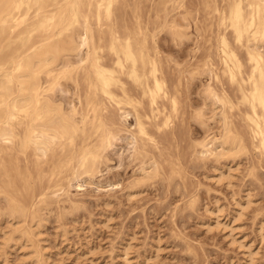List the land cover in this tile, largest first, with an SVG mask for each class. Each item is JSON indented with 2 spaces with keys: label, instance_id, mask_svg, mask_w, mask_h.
<instances>
[{
  "label": "bare ground",
  "instance_id": "bare-ground-1",
  "mask_svg": "<svg viewBox=\"0 0 264 264\" xmlns=\"http://www.w3.org/2000/svg\"><path fill=\"white\" fill-rule=\"evenodd\" d=\"M157 1L164 7L175 0ZM119 2L0 0V198L5 201L0 217L8 224L2 242L6 248L17 243L28 248V264L46 263L39 236L45 219L53 213L52 205L58 209L57 222L81 210L78 201L69 200L66 188L74 186L73 181L78 188L94 183L102 165L110 160L109 150L118 142H125L131 159L141 163L140 174L129 184V191L165 173L161 161L158 162L162 152L156 157L148 149L150 143L156 147L157 142L147 124H154L159 131L170 129L178 116L174 113H179L182 78L177 79L171 92L155 43L159 30L166 27L167 14L161 13L163 22L154 31L149 25V31L147 27L141 28L139 8L135 7L136 25L130 29L129 20L124 23L121 7L131 2L125 6ZM221 2V6H216L215 0L204 3L206 9L218 12V26H229L237 39L234 41H242L247 71L243 69L246 62H241L242 57L236 53L238 49H232L228 37L225 38L226 32L220 33L218 55L221 72L236 83L239 107H246L242 116L247 130H239L228 112L236 108L237 102L233 104L223 91L206 89L221 109L220 132L208 141L193 142L192 154H197L194 157L198 161L235 159L250 147L264 152V52L259 49L264 43V0ZM201 4L204 6L203 1ZM180 29L175 28L172 34L177 40L188 34ZM196 66L197 71H191L197 74L199 65ZM193 72L190 75L196 76ZM125 80L135 87L129 83L133 89H128L131 86ZM143 101H148L149 114L142 110ZM200 113L194 119L204 124ZM165 162L169 166L166 181L183 179L178 158ZM64 194L68 199H58ZM193 203H189V208L195 207Z\"/></svg>",
  "mask_w": 264,
  "mask_h": 264
},
{
  "label": "rangeland",
  "instance_id": "rangeland-1",
  "mask_svg": "<svg viewBox=\"0 0 264 264\" xmlns=\"http://www.w3.org/2000/svg\"><path fill=\"white\" fill-rule=\"evenodd\" d=\"M124 1L119 2L120 6L130 2L134 4L128 5L133 6V10L132 7H121V12L125 14H121L124 23L129 20L127 25L131 24L128 28L135 29L133 12H139L141 28L148 29L150 25V30L158 28L164 20L163 15L167 14L166 27L159 30L155 43L163 62L168 89L171 91L182 78V82H179L181 90L178 91V94L181 92L178 99L179 113H174V116H178H175L170 129L159 131L153 123L152 126L147 124L150 125L147 130L157 142L156 147L150 143L148 149L156 157L161 151L160 155L165 161L178 158L184 177L166 181L169 166H166L167 162L162 161L161 156L158 162L161 161L164 175L129 191V184L140 174L141 163L131 159V150L125 142H118L110 149L112 151L109 150L110 160L102 165L94 183L78 188L74 187L76 182L73 181L71 185L74 186H70V189L67 187L69 190L66 188L69 200L78 201L81 210L57 222L55 215L58 209L52 205L54 215L50 213L51 216L49 214L45 219L39 236L45 264H264V152L250 147L246 154L235 159L209 158L199 161L194 157L197 154H192V144L203 139L208 141L220 132L221 109L218 103L215 104L216 100L213 99L214 102L209 97L206 89L223 91L233 104L239 102L236 83L228 80L229 77L220 70V36L226 32L224 36L228 37L226 39L231 48L238 49L235 51L240 59L242 57L241 62L245 63L242 41H234L237 39L229 26H218V12L213 8L206 9L205 0H175L167 2L164 7L157 0H134L136 4L132 0ZM215 1L218 3L216 6H221V0ZM180 2L182 7L178 8ZM135 7L139 8L138 12L134 11L138 9ZM160 8H163V12ZM131 20H134L133 23ZM173 26L180 27L182 32L188 33L187 36L184 34L182 39L177 40L172 35ZM259 49L264 52V43ZM247 63L243 67L246 71ZM196 65H199L197 74L191 71L196 70ZM192 72L196 76L192 77ZM180 73L181 76L178 75ZM129 83L133 85L131 81ZM143 103L142 108L145 105V110L140 108V111L142 109L149 114L148 101ZM237 104L236 108L228 112L232 113L231 120L235 126L246 131L243 121L246 107ZM196 110L201 111L204 124L194 119L198 113ZM66 194L58 199H68ZM191 200L196 204L193 209L191 206L189 208ZM4 204L3 198H0V207ZM4 219L0 217V264H28L31 254L23 244H12L7 248L3 245L2 233L8 227ZM191 247L193 255L189 251Z\"/></svg>",
  "mask_w": 264,
  "mask_h": 264
}]
</instances>
